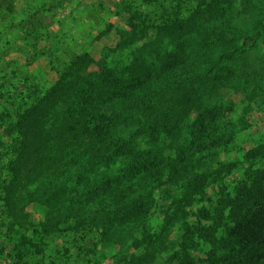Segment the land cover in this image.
<instances>
[{
	"label": "trees",
	"instance_id": "16d2710c",
	"mask_svg": "<svg viewBox=\"0 0 264 264\" xmlns=\"http://www.w3.org/2000/svg\"><path fill=\"white\" fill-rule=\"evenodd\" d=\"M232 4L199 0L188 16L154 25L152 40L141 45L135 34L125 41L118 31L122 40L114 52L127 50L125 61L117 55L93 72L92 54L77 55L54 85L8 123L16 142L2 184L0 258L7 252L22 261L31 248L43 251L25 234L33 222L19 206L24 194H39L32 201L45 213L37 234L77 223L99 227L103 244L124 245L117 223L142 221L140 235L129 243L141 254L130 256L129 264H154L175 230L170 264H264V168L250 165L227 184L223 178L237 162L215 159L232 135L218 123L213 100L236 86L264 94V60L242 55L252 35L264 44V0H244L241 11L228 17L224 11ZM244 160H264V141ZM81 168L95 178L117 173L70 210L74 186L55 182ZM87 175L78 176L76 185ZM212 183L218 190L213 209L205 205ZM155 214L159 233L144 222Z\"/></svg>",
	"mask_w": 264,
	"mask_h": 264
},
{
	"label": "rangeland",
	"instance_id": "374dc122",
	"mask_svg": "<svg viewBox=\"0 0 264 264\" xmlns=\"http://www.w3.org/2000/svg\"><path fill=\"white\" fill-rule=\"evenodd\" d=\"M198 1L0 0V245L5 243L6 225L2 214V184L8 180L6 165L15 156L16 142V135L8 129V123L16 120L21 110L29 106L35 97L54 85L77 55L83 52L92 54L93 63L89 69L93 72H98L102 65L111 62L117 55L120 61H125L127 50L114 52L122 39L127 41L129 35L135 34L136 45L152 40L156 31L154 25L162 24L169 18L188 16ZM243 2L233 0L232 8L224 13L229 17L241 11ZM120 30L125 32L122 39L118 33ZM245 43L248 44L242 55L264 60L261 37L252 35V39ZM213 102L220 111L218 123L223 132L232 135V141L215 155L216 160L237 162L232 174L223 178L225 183L232 184L240 179L239 175L246 167L264 168V160H244L248 150L264 141V94L259 98L236 86L235 89L221 90ZM192 118H195V113ZM48 166L46 164L45 168ZM82 168L76 175L67 173L55 182L68 188L74 186L68 202L70 210L80 207L88 192L99 188L117 173L95 178ZM86 174L83 185H76L77 177ZM217 191L215 183H212L205 202L208 208L216 206ZM37 195L24 194L19 206L33 222L26 225L25 234L39 243L43 251L37 253L35 248H31L22 261L12 259L5 252L0 264H129L130 256L141 254V250H133L129 243L131 238L140 235L142 221L117 223L123 226L120 230L119 225L115 226L117 231L127 238V242H122L120 238L124 245L103 244L99 227L84 225L78 228L75 226L77 223H63L59 231L37 234L35 231L40 229L45 213L42 206L32 201L37 200ZM126 208L114 210L124 212ZM144 222L151 232L162 230L157 214ZM177 234L175 230L168 237L167 250L156 258L154 264H170L168 258L177 249ZM195 255L199 258L200 253Z\"/></svg>",
	"mask_w": 264,
	"mask_h": 264
}]
</instances>
